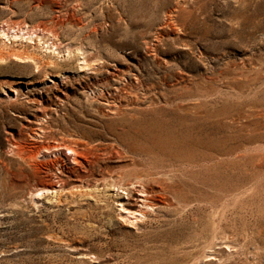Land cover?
<instances>
[{"label": "rangeland", "instance_id": "374dc122", "mask_svg": "<svg viewBox=\"0 0 264 264\" xmlns=\"http://www.w3.org/2000/svg\"><path fill=\"white\" fill-rule=\"evenodd\" d=\"M0 264H264V0H0Z\"/></svg>", "mask_w": 264, "mask_h": 264}, {"label": "bare ground", "instance_id": "6f19581e", "mask_svg": "<svg viewBox=\"0 0 264 264\" xmlns=\"http://www.w3.org/2000/svg\"><path fill=\"white\" fill-rule=\"evenodd\" d=\"M54 84H55V87L61 89V94H63V95L61 97H59V99L63 100L66 97V92H64V91H65V87L67 86V83H65L64 80H59V81L55 82ZM109 108H110V110L114 109V108H111V107H109ZM41 130H43V125L42 124L40 125V128H39V131H41ZM66 146H67L68 149L71 150V152L73 154L72 163L73 164L75 163L77 166H79V168L81 170V174L78 176V179L74 180V182L79 183V184L80 183L83 184V183H85V179L88 178V174L87 173H88L91 165H93L92 164L93 161L88 156V153H89V151L92 148H95V149H100V148H99L98 145H93L92 143H90L87 139L75 138L73 136L68 138ZM222 155H226V157H227L228 154L227 153H223ZM64 157L66 159L69 158L66 155ZM21 159L24 160L25 158L22 156ZM102 176L103 175L101 174L100 177H102ZM43 187L46 188V189H53L55 187V184H53V182L49 180V181L44 182ZM139 191L140 192H136V194L134 195L133 202L130 203V205L138 206V204H137L138 201L141 204L147 205V200L148 199L144 195V193H146V190L145 189H141ZM139 211L143 212L142 210H139Z\"/></svg>", "mask_w": 264, "mask_h": 264}]
</instances>
